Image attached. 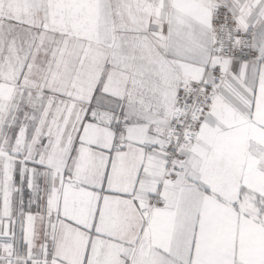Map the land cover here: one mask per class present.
<instances>
[{"label": "snow or ice", "instance_id": "snow-or-ice-1", "mask_svg": "<svg viewBox=\"0 0 264 264\" xmlns=\"http://www.w3.org/2000/svg\"><path fill=\"white\" fill-rule=\"evenodd\" d=\"M0 264H264V0H0Z\"/></svg>", "mask_w": 264, "mask_h": 264}]
</instances>
